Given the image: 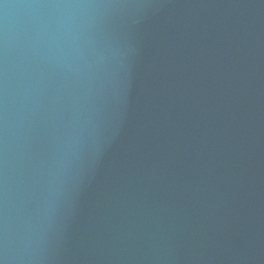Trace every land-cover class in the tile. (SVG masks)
<instances>
[{"label": "water", "instance_id": "95a60500", "mask_svg": "<svg viewBox=\"0 0 264 264\" xmlns=\"http://www.w3.org/2000/svg\"><path fill=\"white\" fill-rule=\"evenodd\" d=\"M0 264H264V0H0Z\"/></svg>", "mask_w": 264, "mask_h": 264}]
</instances>
